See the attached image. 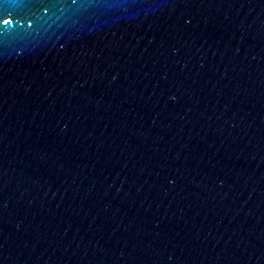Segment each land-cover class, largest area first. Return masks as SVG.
<instances>
[{"label": "water", "instance_id": "1", "mask_svg": "<svg viewBox=\"0 0 264 264\" xmlns=\"http://www.w3.org/2000/svg\"><path fill=\"white\" fill-rule=\"evenodd\" d=\"M0 264H264V0H0Z\"/></svg>", "mask_w": 264, "mask_h": 264}]
</instances>
